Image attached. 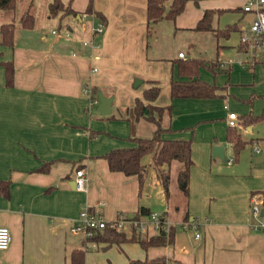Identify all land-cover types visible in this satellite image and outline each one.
Returning a JSON list of instances; mask_svg holds the SVG:
<instances>
[{"label":"crops","instance_id":"crops-1","mask_svg":"<svg viewBox=\"0 0 264 264\" xmlns=\"http://www.w3.org/2000/svg\"><path fill=\"white\" fill-rule=\"evenodd\" d=\"M60 1L81 17L53 18L73 17L78 23L67 22L64 31L39 26L31 0L27 12L34 17V28L18 26L25 12L14 16L13 48L0 45V181L10 182L9 196H0V227L11 235L9 247L0 251V264H70L75 249L85 250L84 264H128L158 257L167 258L166 264H264V232L259 228L264 216L251 214L254 204L261 205V195L255 193L264 190V174L244 173L245 158L240 153L235 158L226 141V115L231 112L238 117L235 128L241 138L250 145L257 141L264 153L260 134L264 121L248 126L242 119L264 112V64L248 66L250 57L238 44L240 29L252 21V15L242 11L247 0H189L174 22L153 24L150 37L147 0H92L93 10L104 20L100 35L92 33V19L83 17L88 0ZM207 10L222 12L213 16V29L236 25L237 31L219 40L210 32L196 31ZM5 13L0 10L1 20ZM2 22L0 26L7 24ZM170 38L193 58L185 54L180 58L181 51L173 54L172 48H165ZM202 52L205 57H194ZM179 59L218 64L213 72L199 69V79L218 88L215 98L171 100L172 61ZM9 61L14 65L12 88L5 86L1 66ZM154 83L161 91L151 105L171 106L164 126L173 132L163 138L192 141L187 199L176 192V174L182 168L177 162L169 168L172 185L166 197L157 175L155 182H147L148 171L139 191L136 176L110 172L101 158L113 149L134 146L131 139L139 138L134 127L146 121H134L130 114L127 119L119 116L125 117L123 111L142 100L143 91ZM91 88L112 97L114 118L96 111L98 104L89 98ZM213 146L223 148V159L213 158ZM50 162L47 173L36 172ZM78 167L85 173L84 191L74 186ZM141 207L174 224L173 245L146 251L136 243L120 248L87 245L70 232L85 209L110 222L118 213L134 216ZM183 223L189 228L182 229Z\"/></svg>","mask_w":264,"mask_h":264},{"label":"trees","instance_id":"trees-1","mask_svg":"<svg viewBox=\"0 0 264 264\" xmlns=\"http://www.w3.org/2000/svg\"><path fill=\"white\" fill-rule=\"evenodd\" d=\"M187 1L189 0H147V36L150 37V28L153 24L163 20L174 22L183 12ZM16 5L17 0H0V10L12 11L16 8ZM69 5L64 6L60 0H52L48 7L49 15L56 17L61 14L62 17L73 16L80 18L81 15L73 11ZM84 13L93 15L98 21L104 22L101 14L93 10L92 0H88ZM220 13L222 12L217 10L205 11L202 19L197 23L195 30L198 32H210L217 40L228 39L233 32L237 31V26L228 25L224 29H213L211 26L212 18L214 15ZM18 26L26 30L33 29L35 26L34 17L29 12H25L18 20ZM15 29L16 25L13 23L0 26V45L13 48ZM217 65L216 63H212L205 66L204 61L198 59L173 60L172 66L175 68V76L172 72L169 80L171 100L215 98L218 88L215 85L201 81L199 79V69L206 67L213 72L214 67ZM1 66L4 70L5 86L12 88L14 84V65L12 61H9L2 62ZM180 78H186L187 80L181 81ZM97 91L98 88H91L90 100L97 98ZM160 91L161 89L158 84L154 83L150 88L143 91L142 100L136 99L132 108H126L123 111L122 115H125V117L119 116V119H127V115L130 114L134 121L142 119L153 125L154 130L151 137L132 138L133 147L113 149L102 155L101 158L107 162L110 172H119L125 176H136L140 191L148 174V169L142 163V159L146 156H151L152 165L155 168L166 167V169L159 170L157 175L166 197H168L171 182L169 168L173 162H177L182 165V168L176 174L177 188L182 196L187 199L189 195L190 169L193 165L191 159L192 141L166 140L163 138L164 134H169L173 131L168 126H164V117L166 115L170 116L171 106L158 107L151 105L159 96ZM104 118L112 119L114 116L109 115ZM242 119L245 124L251 126L264 121V112L258 117L248 114L242 117ZM226 141L230 144L235 158L238 157L247 144L241 138L236 128H227ZM50 166L51 162L44 163L36 172L47 173ZM76 170H80V168L78 167ZM9 186V181H0V196L5 198L9 196ZM255 194L261 195V204L264 208V190ZM150 213L148 209L141 207L133 217L139 219L148 216ZM175 233L176 228L174 226L167 234L160 233L150 237L142 236L135 230L126 233L107 227L98 231L93 237L84 240V242L87 245H97L99 243H104L107 246L116 245L118 248L123 243H136L141 249L146 251L149 248L173 245ZM167 261L168 259L165 257H158L152 260L129 261L128 264H166ZM84 262L85 250H72L70 253V264H84Z\"/></svg>","mask_w":264,"mask_h":264},{"label":"built area","instance_id":"built-area-1","mask_svg":"<svg viewBox=\"0 0 264 264\" xmlns=\"http://www.w3.org/2000/svg\"><path fill=\"white\" fill-rule=\"evenodd\" d=\"M242 11L252 15V21L247 27H242L239 31V47L246 51L250 57L248 66L253 68L256 64H264V0H247L242 6ZM86 18L92 19L91 31L93 35H100L104 30L102 22H95L93 15L84 14ZM55 34V32H52ZM180 58H184L183 53H179ZM85 93H89L85 90ZM90 95V93H89ZM94 105L98 104L97 99L91 100ZM238 117L235 113L228 112L226 115V124L229 128H235ZM252 154L256 157L263 155L257 141L251 142ZM232 163V159L227 161ZM74 186L77 191L85 190V173L83 170H76L74 173ZM262 204H254L251 207V214L254 218L261 216ZM77 225L70 229L71 234L80 236L86 240L96 235L107 227L116 229L117 231L130 233L132 230L137 231L140 235L150 237L160 233L167 234L174 224L167 218L157 212H151L148 216L136 219L126 214L118 213L114 220L107 222L101 215L83 210L77 218ZM189 223H183L182 229H188ZM259 228L264 232V225L260 224ZM199 234H195V238H199ZM11 242L10 231L5 227H0V251L6 250Z\"/></svg>","mask_w":264,"mask_h":264},{"label":"rangeland","instance_id":"rangeland-1","mask_svg":"<svg viewBox=\"0 0 264 264\" xmlns=\"http://www.w3.org/2000/svg\"><path fill=\"white\" fill-rule=\"evenodd\" d=\"M29 1H31V0H17V6L15 9L16 11L15 10L14 11H7L8 13H5L6 17H4L3 20H1V15H0V21H5L2 23L8 24V23H10V21H12L11 20L12 17H14V16L18 17L19 15L23 14L24 12L29 11L28 10L29 9L28 8ZM33 1H34V4H33V8L31 10V12L34 15L36 23L39 24V26H42L44 24H48L53 28H55V26L56 27L58 26V27H60V31H64V30H66L67 22L78 23L75 21V18H73V17H67L64 20H60L58 18L50 17V15L48 13V6H46L48 0H33ZM49 1L52 2L51 0H49ZM50 2H48V3H50ZM71 28H72V30L75 31L74 25H71ZM179 38H180L179 36L175 38L176 43L178 42ZM164 45H165V48H167V49L172 48L173 54L178 47V46L174 45L171 38L169 39V41L165 42ZM178 51H181L183 54L186 55V57L193 58V56H191L192 53L189 51V54H188L187 53L188 49H186V48L180 47L179 49H177V52ZM177 52H175V54H177ZM200 55L196 54V56H194V57H198V58L205 57L204 56L205 54H203V52ZM208 55H210V54H208ZM244 57L247 58V56H244ZM250 71H252V70H250ZM242 128H243V126H242ZM152 129H153L152 126L146 122H142V123H140L134 127L135 134L138 135L139 138L151 137ZM260 134L264 135V125H262L260 128ZM244 137L246 138L247 136L245 135ZM240 154L243 158H245L243 163H242V165H244V169L242 170L244 173H247V175L251 174V172H255V173L257 172V173H263L264 174V161H262L258 164L255 163V161H254L255 156L252 154V147L250 144H246L244 149L240 152ZM231 157H232V155H231ZM225 161H227V160L225 159ZM143 164L146 166V168L149 171V177H148L147 182H155V175H158L159 170L166 169V167H162V168H158V169L155 168L152 165V157L151 156H147V157L143 158ZM175 164H178V163H175ZM180 165L181 164H179V166ZM170 174H172V170H170ZM171 185H172V183H170L169 188H171ZM174 187H172V189H171L173 191V194H172L173 198H174ZM175 188H176V192H178L180 194L178 188L177 187H175ZM162 193H164V190L162 191Z\"/></svg>","mask_w":264,"mask_h":264},{"label":"water","instance_id":"water-1","mask_svg":"<svg viewBox=\"0 0 264 264\" xmlns=\"http://www.w3.org/2000/svg\"><path fill=\"white\" fill-rule=\"evenodd\" d=\"M140 84L139 80L135 81L134 86L137 87ZM97 100H98V107L96 108V111L101 116H108L111 114V103H112V97H106L101 92L97 93ZM212 156L213 158L217 157L219 159H223V148L221 146H213L212 148ZM255 163L258 164L262 161H264V156L260 155L255 158ZM261 216H264V208L261 210ZM129 217H133L132 215H129Z\"/></svg>","mask_w":264,"mask_h":264}]
</instances>
